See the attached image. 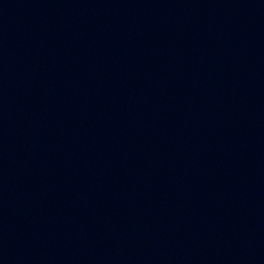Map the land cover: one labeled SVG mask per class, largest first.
Returning a JSON list of instances; mask_svg holds the SVG:
<instances>
[{
    "label": "water",
    "instance_id": "obj_1",
    "mask_svg": "<svg viewBox=\"0 0 264 264\" xmlns=\"http://www.w3.org/2000/svg\"><path fill=\"white\" fill-rule=\"evenodd\" d=\"M0 264H264V202L0 161Z\"/></svg>",
    "mask_w": 264,
    "mask_h": 264
}]
</instances>
